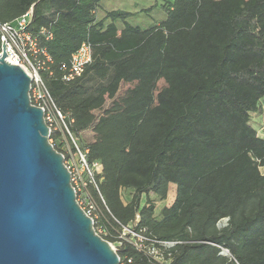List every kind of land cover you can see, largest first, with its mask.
Instances as JSON below:
<instances>
[{
  "label": "trees",
  "instance_id": "16d2710c",
  "mask_svg": "<svg viewBox=\"0 0 264 264\" xmlns=\"http://www.w3.org/2000/svg\"><path fill=\"white\" fill-rule=\"evenodd\" d=\"M102 1L0 0L2 22L32 9L26 30L51 57H39L44 81L88 161L101 164L88 187L95 227L124 264H264V138L253 124L264 114V0H161L166 18L148 28ZM83 43L92 62L68 81ZM123 83L136 89L120 99ZM49 138L65 154L61 133ZM171 184L173 201L157 214L150 197L166 200Z\"/></svg>",
  "mask_w": 264,
  "mask_h": 264
},
{
  "label": "water",
  "instance_id": "95a60500",
  "mask_svg": "<svg viewBox=\"0 0 264 264\" xmlns=\"http://www.w3.org/2000/svg\"><path fill=\"white\" fill-rule=\"evenodd\" d=\"M0 54V264H120L96 233L50 141L31 79ZM221 254L228 256L223 249Z\"/></svg>",
  "mask_w": 264,
  "mask_h": 264
},
{
  "label": "built area",
  "instance_id": "2783aa9c",
  "mask_svg": "<svg viewBox=\"0 0 264 264\" xmlns=\"http://www.w3.org/2000/svg\"><path fill=\"white\" fill-rule=\"evenodd\" d=\"M32 17V9L26 12L22 17L17 19L15 24L10 22L0 21V54L3 55V42L5 40V59L12 63L21 66L31 79L29 90L30 101L33 105L40 107L44 112L45 122L49 127L50 135L54 132L61 133L63 139L69 144V139L73 141V147H67L64 159L65 164L70 172L71 184L76 193V199L82 209L90 216L94 223V228L97 234L103 237L107 234L104 227H95V222L98 219L97 204L89 191L90 185L97 187L96 175L101 171L99 162L90 163L87 157V150H82L69 127L65 123L64 115L56 105L45 81L42 76V70L46 60L51 61V57L45 48L39 46L37 37L32 36L27 32V26ZM46 39L53 37L52 32L44 27L40 31ZM40 55H44L45 59H39ZM92 62V48L89 43H83L80 48L72 55L71 64L68 73L65 75L66 80H72L83 74L88 64ZM260 137L264 138L258 131ZM52 141V140H50ZM52 143V142H51ZM53 144V143H52ZM264 166L261 167V171ZM128 232L132 233L134 244L138 249H144V237L135 233L129 227H124L122 236ZM104 238V237H103ZM111 243V242H110ZM121 244V242H119ZM173 244V243H172ZM169 243L168 245H172ZM117 251L116 246L111 243ZM155 254H159L156 249H153ZM120 264H124L121 262ZM131 263L132 260L129 259Z\"/></svg>",
  "mask_w": 264,
  "mask_h": 264
},
{
  "label": "rangeland",
  "instance_id": "374dc122",
  "mask_svg": "<svg viewBox=\"0 0 264 264\" xmlns=\"http://www.w3.org/2000/svg\"><path fill=\"white\" fill-rule=\"evenodd\" d=\"M102 9L104 10H112V9H120L129 11L132 15L129 18L131 24L139 25L143 28H148L153 26L156 22L161 21L166 18V13L162 7L161 0H103L102 1ZM159 88L165 86V82L160 80ZM136 89L135 83H123L121 89L118 94V98H122L127 93H131ZM253 124L258 129L261 135H264V114H254L253 115ZM84 138H91V134L89 132L84 133ZM76 139V137H74ZM51 140V139H50ZM77 141H81L77 139ZM52 142V141H51ZM73 141L69 140V144L65 143L63 147L64 153L67 152V147H73ZM262 172L264 173V168H262ZM176 193V186L171 184V188H169L168 197L166 200H159L157 197L151 196L150 199L155 201L156 204V213L158 214L161 209L165 205H169L173 200ZM123 196L125 199L130 198L131 192L123 191ZM146 201V198H143V202ZM117 248V244L113 243Z\"/></svg>",
  "mask_w": 264,
  "mask_h": 264
},
{
  "label": "crops",
  "instance_id": "0c3cea01",
  "mask_svg": "<svg viewBox=\"0 0 264 264\" xmlns=\"http://www.w3.org/2000/svg\"><path fill=\"white\" fill-rule=\"evenodd\" d=\"M172 201H173V200H172ZM172 201H171V202H172ZM171 202H170V203H171ZM165 206H166V205H165ZM224 225H225V222H224V221H221V222L219 223V227H222V226H224Z\"/></svg>",
  "mask_w": 264,
  "mask_h": 264
}]
</instances>
